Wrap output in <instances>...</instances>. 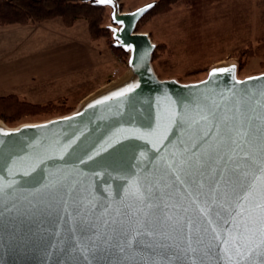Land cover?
Here are the masks:
<instances>
[{
	"label": "water",
	"instance_id": "95a60500",
	"mask_svg": "<svg viewBox=\"0 0 264 264\" xmlns=\"http://www.w3.org/2000/svg\"><path fill=\"white\" fill-rule=\"evenodd\" d=\"M95 3L133 77L67 115L0 125V264H264V72L161 78L137 30L155 2Z\"/></svg>",
	"mask_w": 264,
	"mask_h": 264
},
{
	"label": "rangeland",
	"instance_id": "374dc122",
	"mask_svg": "<svg viewBox=\"0 0 264 264\" xmlns=\"http://www.w3.org/2000/svg\"><path fill=\"white\" fill-rule=\"evenodd\" d=\"M85 1L95 2V0ZM119 1L122 11H131L150 2L157 3L159 0ZM184 1L171 4L169 9L163 11L159 7L146 13L137 26L138 31L149 33L153 42L157 44L153 53L155 54L153 65L161 78H176L181 82L199 81L206 77L211 67L222 61L237 63L240 77L264 72V0H195L198 1L196 6L199 8L196 9V15L200 14L203 21L200 31L193 27L192 14L187 2ZM105 7L102 25L109 27L113 24L112 9L107 4ZM60 20L58 18L51 23L48 22L46 26L53 27L55 22H61ZM16 26L4 28L0 26V30L13 29L10 38H0V49L4 50L13 44H20L21 54L31 56L35 53L29 55V52L37 48L51 47L57 43L53 42L57 38L56 35L52 37L50 34L45 37L42 35L44 32L39 30L36 31V35L29 36L30 31L27 32V28L30 27L18 29ZM62 29L68 33L64 36L67 40L77 37L85 44L90 42L88 23L85 19L79 20L73 27L63 26ZM110 40L111 34L93 40L94 46L101 51L98 62L89 49V54L85 52L83 57L85 70L69 79L65 90L62 89L64 96L67 97L65 103L72 106V110L67 113L26 117L10 124L2 121L10 127H15L22 123L40 122L67 115L74 111L89 94L125 75L129 71L128 55L123 56L120 51L114 52ZM93 60L97 66L89 68L88 62ZM89 90L90 92L86 93ZM57 93L59 92H49L37 97L27 96L26 99L32 101L42 99L40 102H44L55 99Z\"/></svg>",
	"mask_w": 264,
	"mask_h": 264
},
{
	"label": "crops",
	"instance_id": "0c3cea01",
	"mask_svg": "<svg viewBox=\"0 0 264 264\" xmlns=\"http://www.w3.org/2000/svg\"><path fill=\"white\" fill-rule=\"evenodd\" d=\"M56 19L58 18L41 23L0 25L1 28L13 25H17L16 28L18 29L30 27L27 28V32L30 31L28 33L29 36L36 35V31L39 30L44 32L42 35L45 37H48L50 34L52 37L57 36L53 40V42H57L56 45L47 46V48H37L29 52V55L35 53L31 56L21 54L20 44H13V46H8L4 50L0 49V95L17 93L19 95L24 94L23 96L27 98V96L37 97L49 92H59L57 93V97H59L65 94L62 89L67 87L68 80L85 70L83 62L85 52L89 54V49H91L92 56L98 62L97 60L100 58L101 51L94 46V41L91 40L90 35V42L86 44L77 37L67 40L64 36H67L68 33L62 29L63 26H67L63 24L62 20H60L61 22H55L53 27L46 26L48 22L51 23V21ZM12 31V28L0 30V38H10L11 34H13ZM74 35L76 36V33ZM48 44L50 43L48 42ZM96 62L94 60L92 62L89 61L87 65L89 68H92L94 65L97 66ZM89 92L90 90L86 93ZM33 100V102H40L42 99Z\"/></svg>",
	"mask_w": 264,
	"mask_h": 264
},
{
	"label": "trees",
	"instance_id": "16d2710c",
	"mask_svg": "<svg viewBox=\"0 0 264 264\" xmlns=\"http://www.w3.org/2000/svg\"><path fill=\"white\" fill-rule=\"evenodd\" d=\"M182 1L184 0H159L147 14L159 7L161 11L169 9L171 4ZM184 2H187L192 14L193 27L200 31L203 21L200 14L196 15L198 1ZM105 6L85 0H0V25L41 23L60 18L65 26L72 27L79 20L85 19L92 40L111 34L110 46L113 51H120L123 56L128 55L122 47L114 46L111 29L102 25ZM65 102L67 97L64 95L45 102H33L17 93L0 95V119L10 124L26 117L67 113L73 107Z\"/></svg>",
	"mask_w": 264,
	"mask_h": 264
},
{
	"label": "snow or ice",
	"instance_id": "6c2138e0",
	"mask_svg": "<svg viewBox=\"0 0 264 264\" xmlns=\"http://www.w3.org/2000/svg\"><path fill=\"white\" fill-rule=\"evenodd\" d=\"M223 71H226V69L224 68H213L212 69V72L215 73V72H223ZM128 89H124V91H127ZM112 95H120L119 92H113ZM101 99H106V97H102ZM93 103H97V101H93ZM180 119L181 120H185L186 117L184 115H181L180 116ZM0 131H3V130H0ZM129 184L131 186V192L135 193L136 195L138 196H142L143 193L141 192V189H140V186L139 184H137L134 180H130L129 181ZM2 185H0V189H2ZM253 194V189L250 188L248 192H246L244 195L245 197L249 196V195H252ZM259 198L261 199L262 202H264V191H262L261 193H259ZM242 211V209H241ZM264 211V210H262ZM261 228H262V231H261V242L264 243V218H262V224H261ZM228 241L225 240V243H227ZM225 252H227L229 255H231L230 251L226 248L224 249Z\"/></svg>",
	"mask_w": 264,
	"mask_h": 264
},
{
	"label": "bare ground",
	"instance_id": "6f19581e",
	"mask_svg": "<svg viewBox=\"0 0 264 264\" xmlns=\"http://www.w3.org/2000/svg\"><path fill=\"white\" fill-rule=\"evenodd\" d=\"M229 63H231L230 61H222V62H219L217 64L214 65V67H220V66H224V65H228ZM133 77V73L131 70H129L125 75H123L122 77H119L118 79L114 80L113 82L111 83H108L107 85L103 86L102 88H100L98 91H95L91 94H89L81 103L80 105L78 106L79 107H82L85 103H87L89 100L95 98L96 96L104 93V92H107L111 89H114L118 86H121L122 84L126 83L127 81H129L131 78ZM0 125H3V121L0 120Z\"/></svg>",
	"mask_w": 264,
	"mask_h": 264
}]
</instances>
